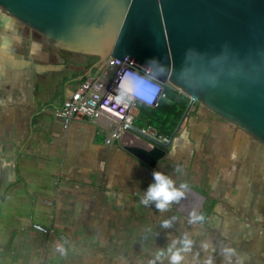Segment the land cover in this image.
Listing matches in <instances>:
<instances>
[{"label":"crops","instance_id":"crops-1","mask_svg":"<svg viewBox=\"0 0 264 264\" xmlns=\"http://www.w3.org/2000/svg\"><path fill=\"white\" fill-rule=\"evenodd\" d=\"M34 32L0 7V264H264V146L197 102L155 167L104 119L65 129L97 58ZM151 110L135 126L157 135Z\"/></svg>","mask_w":264,"mask_h":264},{"label":"water","instance_id":"water-1","mask_svg":"<svg viewBox=\"0 0 264 264\" xmlns=\"http://www.w3.org/2000/svg\"><path fill=\"white\" fill-rule=\"evenodd\" d=\"M58 49L126 64L264 146V0H0ZM88 73V74H89ZM180 128V127H179ZM177 129V131L179 130ZM126 147L155 167L170 145Z\"/></svg>","mask_w":264,"mask_h":264},{"label":"built area","instance_id":"built-area-1","mask_svg":"<svg viewBox=\"0 0 264 264\" xmlns=\"http://www.w3.org/2000/svg\"><path fill=\"white\" fill-rule=\"evenodd\" d=\"M103 64L105 69L102 73L87 74L76 91L55 110V115L63 121L64 128H69L75 120L104 119L111 128L107 145L116 140L126 145L134 144L136 140L133 134L137 137L149 136L163 145H171L174 137L155 135L135 126L133 112L142 106L157 108L161 98L165 97V84L119 59L110 58ZM107 73H112L111 80L106 77ZM154 145L155 142L148 143L149 147ZM56 183L60 184V180ZM185 194L184 190L177 191L180 201L184 200ZM150 200V197L146 198V201ZM32 228L45 235L51 232L38 223L32 224ZM59 238L66 245L70 244L66 235H59Z\"/></svg>","mask_w":264,"mask_h":264},{"label":"trees","instance_id":"trees-1","mask_svg":"<svg viewBox=\"0 0 264 264\" xmlns=\"http://www.w3.org/2000/svg\"><path fill=\"white\" fill-rule=\"evenodd\" d=\"M164 95L159 106L149 112L147 127L157 135L172 136L190 105V98L167 84Z\"/></svg>","mask_w":264,"mask_h":264},{"label":"rangeland","instance_id":"rangeland-1","mask_svg":"<svg viewBox=\"0 0 264 264\" xmlns=\"http://www.w3.org/2000/svg\"><path fill=\"white\" fill-rule=\"evenodd\" d=\"M34 33H35V35L39 36L41 39V35L39 33H36V32H34ZM101 65L104 66V64H101ZM101 65L98 68L94 69V75L100 74V73H102V71H104V70H99L101 68ZM111 75H112V73H107L106 77H108V79L111 80L112 79Z\"/></svg>","mask_w":264,"mask_h":264},{"label":"flooded vegetation","instance_id":"flooded-vegetation-1","mask_svg":"<svg viewBox=\"0 0 264 264\" xmlns=\"http://www.w3.org/2000/svg\"><path fill=\"white\" fill-rule=\"evenodd\" d=\"M37 33V32H36Z\"/></svg>","mask_w":264,"mask_h":264}]
</instances>
